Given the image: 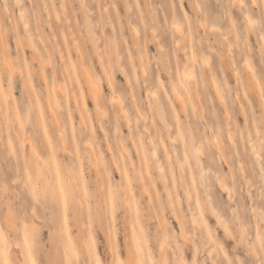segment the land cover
<instances>
[{
    "label": "rangeland",
    "instance_id": "1",
    "mask_svg": "<svg viewBox=\"0 0 264 264\" xmlns=\"http://www.w3.org/2000/svg\"><path fill=\"white\" fill-rule=\"evenodd\" d=\"M16 1L0 0V264L125 263L131 229L154 264H212L189 216L207 193L231 264H264L247 248L264 213L247 140L264 166V0Z\"/></svg>",
    "mask_w": 264,
    "mask_h": 264
},
{
    "label": "bare ground",
    "instance_id": "2",
    "mask_svg": "<svg viewBox=\"0 0 264 264\" xmlns=\"http://www.w3.org/2000/svg\"><path fill=\"white\" fill-rule=\"evenodd\" d=\"M242 1V0H241ZM16 2H18V0L16 1ZM23 15V14H22ZM247 22H248V25L250 26V27H252V19L248 16L247 17ZM174 24V23H173ZM178 25V24H177ZM181 29L179 28H176V31H177V33L180 35V37H182V35H184V34H182L181 35V32L183 31H180ZM133 31V30H132ZM135 33V32H134ZM262 34V37L264 38V35H263V33H261ZM181 39V38H180ZM245 61V60H244ZM246 65V64H245ZM247 69H249V73L247 72V71H245V72H247V74H245L244 76L246 77V78H244V80L245 81H247V87H256V88H258V90H259V93L260 94H257V95H261V85H260V83H259V80H258V77H257V75L255 74V72L253 71V68L251 67V66H249V65H247ZM246 69V70H247ZM245 70V69H244ZM191 72H190V70H187V69H184L183 70V76L185 75V76H187L188 77V75L190 74ZM86 74H88V72L86 71ZM260 77V76H259ZM89 78H90V76H89ZM88 77H87V79L85 78V80H88L89 79ZM185 80H186V78H184ZM188 79V78H187ZM92 80V79H91ZM93 81V80H92ZM185 82H188V81H185ZM86 83H88V81L86 82ZM246 83V82H245ZM91 84V83H90ZM95 84V83H94ZM190 84H192V83H189L188 85H190ZM193 85V84H192ZM195 85V84H194ZM174 87V90L178 93V88L176 87V85H173ZM245 86V87H246ZM217 87V86H216ZM92 87H90V89H91ZM253 88V89H254ZM89 89V90H90ZM217 89V88H216ZM95 90L96 91H98L97 89H96V87H95ZM93 90H91V92H92ZM217 91H218V94L220 93L219 92V90L217 89ZM256 91V90H255ZM94 92V91H93ZM94 94V93H93ZM179 94V93H178ZM181 95V94H180ZM222 95V94H221ZM94 96H95V94H94ZM97 96V95H96ZM261 97L262 98H264L262 95H261ZM96 98H98V96L96 97ZM263 101V100H262ZM184 102V101H183ZM260 102V101H259ZM185 104V103H184ZM261 104H262V102H261ZM263 106V105H262ZM264 108V107H263ZM215 137V136H214ZM248 137V144H249V150L251 149V152H252V150H253V155H254V157H255V161L257 162V164H258V166L260 167V169H261V171H264V170H262L263 168H264V166H263V164H262V154H260V152H259V150H257L256 149V144L253 142V139H252V137H250V135H248L247 136ZM190 138H193V137H190ZM228 138H229V140L230 141H234V138H233V135H232V133H231V130H229V134H228ZM153 142V141H152ZM186 143H187V145H188V151H189V156L193 159V163H194V165L195 166H200V155L202 154V148H201V145L199 144V143H197V142H194V138L193 139H188V140H186ZM215 145H216V148H217V150H220L219 148H221V142H220V140H216L215 142ZM259 143L260 144H262V145H264V142H263V140L262 139H260V141H259ZM234 151V150H233ZM150 152H151V155L152 156H154V157H156L157 158V160H156V162H155V166H156V169L158 170V172H159V174H160V176L163 178V179H166V175H165V167H164V165L161 163V161H160V159L157 157V151H156V148L153 146V147H151L150 148ZM253 157V158H254ZM260 157H261V159H260ZM225 161V160H224ZM225 163H226V161H225ZM184 164H186V165H188L187 164V158H186V155H184V157H183V160H182V162H179V165L183 168L184 167ZM227 164V163H226ZM240 164V163H239ZM180 167V168H181ZM218 169V168H217ZM241 169V168H240ZM201 171L203 170L202 168L200 169ZM262 173H264V172H262ZM260 174V173H259ZM215 175V174H214ZM217 175V174H216ZM215 175V176H216ZM201 176V175H200ZM263 176V175H262ZM230 177H231V175H230ZM245 179V178H244ZM247 180V179H246ZM216 181L217 182H220V181H218L217 179H216ZM190 182H192V181H190ZM249 182V181H248ZM263 182H264V178H263ZM218 184V183H217ZM186 185V184H185ZM218 185H221L222 187L221 188H224L226 191H227V193H229L228 192V188L226 187V185L224 184V183H220V184H218ZM166 186V185H165ZM186 187V186H185ZM220 187V186H219ZM250 188V187H249ZM186 191H188V190H186ZM231 192H232V190H231ZM246 192H248L247 190H246ZM169 193V192H168ZM249 193V192H248ZM247 193V194H248ZM264 193V192H263ZM170 194V193H169ZM190 193H189V191L187 192V193H185V195H187V198H189L190 197V195H189ZM249 195H251V194H249ZM259 195V194H258ZM168 196H170V195H168ZM264 196V195H263ZM171 197V196H170ZM206 200L208 201L207 203H206V205L205 206H203V204L202 203H200V201L198 200V198H195V207L196 208H198V216H195V214H194V212L193 211H191V213H190V221H191V224L193 225V228H196V227H198L199 226V224H203V227L202 228H204L205 230V234H206V237H207V239L209 240V242L211 243V248H208V250H207V252L209 253V258L211 259V261H212V264H220L218 261H217V257L216 256H214L213 254H212V252H213V248H214V245H219V247H220V250L222 251V254L226 257V259H228V263L229 264H231V262H230V260H229V254H228V252H227V250H226V248L223 246V244H222V242L221 241H219L217 238H216V236H215V234H213V233H211V229H210V226L208 225V223L206 222V217L204 216V211L206 210V208H208V209H210V211L212 210L213 211V214H214V212H215V209L213 208V205H212V201H211V198H210V194L209 193H207V195H206ZM263 200V199H262ZM263 204V203H262ZM250 209H252V208H250ZM259 210V209H258ZM261 210V209H260ZM215 216H216V219H217V224H222V226H223V230H224V228H225V230L224 231H226L227 232V228H226V226H225V224H224V222H222L221 221V218H220V216L217 214V213H215ZM255 217V216H254ZM239 218V217H238ZM177 219V218H176ZM240 220V219H239ZM256 220V222H255V227H254V237H253V241L251 240V242H248V246H247V248L254 254V255H257V252H256V247H255V243H258L259 244V246L261 247V248H263L264 247V213H262V215H261V217H260V220H261V225L259 224V221H258V219H255ZM239 224H240V221L238 222ZM237 223V224H238ZM134 227V226H133ZM132 227V228H133ZM178 228H179V226H178ZM183 228V227H182ZM199 228V227H198ZM134 229V228H133ZM261 229V230H260ZM136 230H138V229H136ZM131 231L132 232H130L131 233V245H130V247L128 248V250L130 251V254H129V258L125 261V263H124V261L123 260H121L120 259V257L117 255V258H118V262H119V264H154V262H153V258H152V256H151V250H150V248H149V245L146 243V241H145V239L143 240V238L141 239L135 232H134V230H132L131 229ZM140 231V230H139ZM179 231H180V229H179ZM184 230L182 229V232H183ZM200 233V232H199ZM228 234H230L229 232H228ZM244 234H245V226L243 225V224H240V238H243L244 237ZM141 235H143V234H141ZM181 234H179V236H180ZM252 235V234H251ZM182 236V235H181ZM184 237L182 236V239H183ZM163 240V242H162V244H161V246H160V248H164L163 250H165V247H164V244H165V240L164 239H162ZM206 244V243H205ZM214 244V245H213ZM83 247L82 248H85L86 247V245H82ZM204 246V245H203ZM206 246V245H205ZM165 252V251H164ZM195 252H196V249H195V247H194V253H193V256H195ZM208 253H206L207 255H208ZM260 253H262V252H260ZM117 258H116V260H117ZM259 258V257H258ZM115 260V262H116V264H117V261ZM164 260V259H163ZM194 260H196V258L194 257ZM210 261V262H211ZM114 262V263H115ZM166 262V261H165ZM185 262V256L183 255V254H181L180 253V258H179V262H178V264H183ZM68 263V262H67ZM164 263V262H163ZM97 264H99L98 262H97Z\"/></svg>",
    "mask_w": 264,
    "mask_h": 264
}]
</instances>
